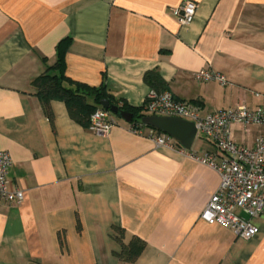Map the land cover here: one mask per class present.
<instances>
[{
	"label": "crops",
	"instance_id": "1",
	"mask_svg": "<svg viewBox=\"0 0 264 264\" xmlns=\"http://www.w3.org/2000/svg\"><path fill=\"white\" fill-rule=\"evenodd\" d=\"M183 1L0 0V151L13 163L9 190L23 195L0 201V264H126L114 227L124 242L145 243L132 264H264V216L248 241L200 219L220 184L199 161L223 158L211 141L157 148L151 128L136 135L116 116L98 136L62 101L50 102L49 118L37 96L34 81L66 41V77L104 85L133 109L144 107L143 76L154 70L201 116L264 106V0H191L196 13L181 26L171 10ZM203 72L227 84L197 80ZM230 135L252 148L264 127L232 125Z\"/></svg>",
	"mask_w": 264,
	"mask_h": 264
},
{
	"label": "built area",
	"instance_id": "2",
	"mask_svg": "<svg viewBox=\"0 0 264 264\" xmlns=\"http://www.w3.org/2000/svg\"><path fill=\"white\" fill-rule=\"evenodd\" d=\"M196 10L197 4L186 0L173 8L171 14L179 25L185 26L191 23ZM196 79L216 81L222 86L227 84L223 76L210 72L200 73ZM143 111L147 116L191 122L195 126L196 136L215 145L223 154L220 161L210 153L199 159L200 163L213 169L220 177L219 187L200 219L209 225H222L244 241L255 237L258 227L253 221L264 216V136H259L252 148H246L231 139L230 127L237 125L244 130L254 125L264 127V106L253 110L245 107L218 110L201 116L196 108L175 99L170 92L150 90ZM114 119L115 115L110 111L97 108L90 116L88 130L95 135L105 136L114 127ZM129 129L136 135H143L146 126L141 121L131 122ZM146 136L157 148L177 147L172 139L153 129ZM12 165L10 155L0 151V201L6 204H18L23 199L20 190L10 191L8 187V172Z\"/></svg>",
	"mask_w": 264,
	"mask_h": 264
},
{
	"label": "trees",
	"instance_id": "3",
	"mask_svg": "<svg viewBox=\"0 0 264 264\" xmlns=\"http://www.w3.org/2000/svg\"><path fill=\"white\" fill-rule=\"evenodd\" d=\"M66 49L67 42L62 41L58 45V54L55 64L52 67H46L44 74L34 81V85L37 88L38 99L49 118L52 116L49 111V104L54 100L62 101L66 105L68 116L72 120L81 123L87 122L88 125L91 114L97 108H100L99 103L102 100L108 101L110 105L118 106L123 112L131 113L133 116L132 123L139 122L143 117L147 116L143 112L144 107L133 109L121 101L110 98L105 93L104 85L99 88H92L84 84L76 83L66 77L64 73V53ZM143 80L151 90L158 92L164 91L165 84L157 71L146 72L143 76ZM112 230L114 232L113 238L120 246V251L116 253V257L126 264L134 263L143 252L145 243L134 236L131 237L128 242H124L125 231L116 227Z\"/></svg>",
	"mask_w": 264,
	"mask_h": 264
},
{
	"label": "water",
	"instance_id": "4",
	"mask_svg": "<svg viewBox=\"0 0 264 264\" xmlns=\"http://www.w3.org/2000/svg\"><path fill=\"white\" fill-rule=\"evenodd\" d=\"M99 106L112 114L118 116L126 123H131L132 114L123 112L118 106L110 105L108 101L102 100ZM141 122L158 133L164 134L172 139L178 146L190 150L196 138V129L193 123L178 118L146 116Z\"/></svg>",
	"mask_w": 264,
	"mask_h": 264
},
{
	"label": "rangeland",
	"instance_id": "5",
	"mask_svg": "<svg viewBox=\"0 0 264 264\" xmlns=\"http://www.w3.org/2000/svg\"><path fill=\"white\" fill-rule=\"evenodd\" d=\"M198 141H200L198 138L196 139V143H198Z\"/></svg>",
	"mask_w": 264,
	"mask_h": 264
}]
</instances>
